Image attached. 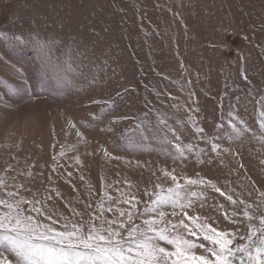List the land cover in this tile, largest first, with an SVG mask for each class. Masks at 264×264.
I'll return each mask as SVG.
<instances>
[{
	"label": "rangeland",
	"instance_id": "rangeland-1",
	"mask_svg": "<svg viewBox=\"0 0 264 264\" xmlns=\"http://www.w3.org/2000/svg\"><path fill=\"white\" fill-rule=\"evenodd\" d=\"M262 97L264 0H0V193L23 185L54 218L86 222L105 193L148 202L164 170L264 208ZM203 190L189 215L245 235L225 217L243 206Z\"/></svg>",
	"mask_w": 264,
	"mask_h": 264
},
{
	"label": "snow or ice",
	"instance_id": "snow-or-ice-1",
	"mask_svg": "<svg viewBox=\"0 0 264 264\" xmlns=\"http://www.w3.org/2000/svg\"><path fill=\"white\" fill-rule=\"evenodd\" d=\"M45 47L41 42L40 48ZM258 104L264 105V97ZM260 116L259 127L264 129V109ZM233 119L236 122L229 120V124L237 135L251 131L245 121ZM196 131L203 133L202 128ZM174 147L183 155L191 146L176 143ZM217 147L213 144V151ZM162 176L170 186L156 183L152 192L145 189L148 202L130 191L119 197L105 193L86 222L83 213H76L79 222H69L62 214L54 218L39 199L20 195L23 185H15L14 191L0 193V249L14 254L16 264H264V208L234 199L203 178L185 177L181 183V177L167 170ZM197 186H211L233 205L243 206L231 216L225 212V217L247 221L245 235L240 236L239 230L219 231L207 217L189 215L197 201L203 207L206 199ZM8 188L0 177V190ZM260 197L264 203V192ZM105 213H111V218ZM198 248L202 254H197ZM0 264L11 262L0 258Z\"/></svg>",
	"mask_w": 264,
	"mask_h": 264
}]
</instances>
